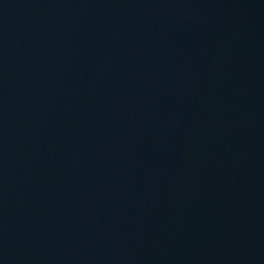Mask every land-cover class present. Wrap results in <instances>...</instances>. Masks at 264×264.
I'll return each mask as SVG.
<instances>
[{
	"label": "water",
	"instance_id": "95a60500",
	"mask_svg": "<svg viewBox=\"0 0 264 264\" xmlns=\"http://www.w3.org/2000/svg\"><path fill=\"white\" fill-rule=\"evenodd\" d=\"M0 264H264V0H0Z\"/></svg>",
	"mask_w": 264,
	"mask_h": 264
}]
</instances>
